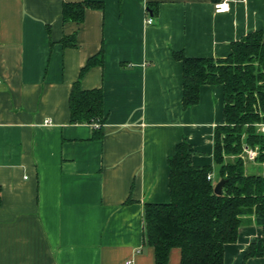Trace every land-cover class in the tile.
I'll return each instance as SVG.
<instances>
[{
    "label": "crops",
    "instance_id": "crops-1",
    "mask_svg": "<svg viewBox=\"0 0 264 264\" xmlns=\"http://www.w3.org/2000/svg\"><path fill=\"white\" fill-rule=\"evenodd\" d=\"M82 1L104 10L63 23V3ZM217 1L0 0V264H154L142 244L144 205L170 201L167 159L183 138L192 165L211 167L219 181L213 137L224 124L221 85L202 86L199 102L183 109L172 52L221 59L250 33L264 40V0H227L224 13ZM73 34L76 47L63 48ZM100 51L102 67L79 79L103 93V137L90 141V125L69 122V96ZM246 166L248 175L263 169L248 157ZM244 220L223 264H264L244 261L263 236L253 216ZM169 264H180L178 249Z\"/></svg>",
    "mask_w": 264,
    "mask_h": 264
},
{
    "label": "trees",
    "instance_id": "trees-1",
    "mask_svg": "<svg viewBox=\"0 0 264 264\" xmlns=\"http://www.w3.org/2000/svg\"><path fill=\"white\" fill-rule=\"evenodd\" d=\"M216 1V0H215ZM155 4H147L148 13H157ZM104 10L99 1L65 2L63 23H81L85 11ZM63 48L76 47V35L63 37ZM182 63V107L199 102V90L205 85L223 88L224 124L214 130L213 160L218 179L225 180L220 195L213 191L211 167H195V151L183 138L167 159L170 201L145 204L142 226L143 247L154 251V264H169L172 249L180 251V264H223V249L234 243L237 231L253 216L263 236L248 246L244 261L264 258V174L246 175L247 151L256 153L254 161L264 171V40L263 31L250 33L231 44L226 58H189L172 52ZM103 65L100 51L90 57L79 72L69 96L70 124L92 127L89 140H101L105 121L103 93L100 88L83 90L79 79L93 66ZM97 126V127H96ZM226 157H233L227 162Z\"/></svg>",
    "mask_w": 264,
    "mask_h": 264
},
{
    "label": "built area",
    "instance_id": "built-area-1",
    "mask_svg": "<svg viewBox=\"0 0 264 264\" xmlns=\"http://www.w3.org/2000/svg\"><path fill=\"white\" fill-rule=\"evenodd\" d=\"M214 10L216 13H224L228 10V6H227V0H218L217 2H215L214 4ZM153 17L151 16H147V19L145 20L147 25H152L153 24ZM264 131V128L262 129ZM247 157L250 160H254V158L256 157V153L252 152V151H247ZM211 175L208 176V179H211ZM127 264H131L130 262H127Z\"/></svg>",
    "mask_w": 264,
    "mask_h": 264
},
{
    "label": "water",
    "instance_id": "water-1",
    "mask_svg": "<svg viewBox=\"0 0 264 264\" xmlns=\"http://www.w3.org/2000/svg\"><path fill=\"white\" fill-rule=\"evenodd\" d=\"M224 183H225V180L221 179L215 184L213 191L216 195L221 194Z\"/></svg>",
    "mask_w": 264,
    "mask_h": 264
},
{
    "label": "rangeland",
    "instance_id": "rangeland-1",
    "mask_svg": "<svg viewBox=\"0 0 264 264\" xmlns=\"http://www.w3.org/2000/svg\"><path fill=\"white\" fill-rule=\"evenodd\" d=\"M96 127H97V126H96ZM244 158H247V154L244 155ZM233 161H234V158H233V160H231V161H229V162H233ZM244 169H245L246 172H248L247 175L250 174L247 166L244 167ZM262 170H263V169H262L261 167H259L258 169L256 168V169L253 171V173L257 174V173H260ZM217 182H218V180H217ZM217 182H214V184H216Z\"/></svg>",
    "mask_w": 264,
    "mask_h": 264
}]
</instances>
